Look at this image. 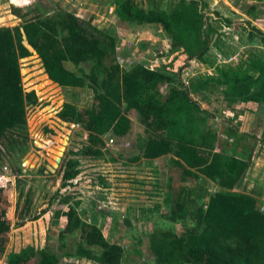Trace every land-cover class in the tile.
I'll return each instance as SVG.
<instances>
[{
    "label": "trees",
    "instance_id": "trees-1",
    "mask_svg": "<svg viewBox=\"0 0 264 264\" xmlns=\"http://www.w3.org/2000/svg\"><path fill=\"white\" fill-rule=\"evenodd\" d=\"M183 2L172 14L140 8L133 0H123L119 9L121 28L159 23L172 33L173 47L186 54L184 65L175 74L144 63L124 69L116 58L117 38L96 25L93 17H80L62 8L54 13L41 11L39 4L31 10L12 5V12L22 22L0 26V161L3 150L15 154L26 149L27 108L36 104L38 97L35 90L26 91L23 87L20 60L30 59L32 51H36L49 75L44 73L47 81L42 87L58 83L65 88L93 90L90 106L66 102L58 112L62 121L79 125L88 133L82 154L102 156L107 136L123 139L129 135L133 126L129 113L135 110L145 135L139 143L140 154L132 161L169 156L170 217L179 221L191 216L193 224L179 233H152L150 249L157 264H264L262 203L256 195L234 189L249 168L254 146L249 150L247 143L242 142H247L251 133L235 126L234 133H227L234 134V141L227 140L219 146L218 135L211 127L213 113L191 95L192 90L201 93L212 81L228 85L226 105L241 108L243 122V118L254 115L253 136L256 138L261 132L259 140L264 141V58L252 52L240 64L226 67L218 78L199 76L184 84L180 76L186 62L202 59L210 41H200L203 16L197 2H189L188 7ZM248 12L256 17L253 9ZM220 19L233 26L231 19ZM247 34L264 42V32L256 26L248 27ZM223 44L219 38V48ZM67 62L76 69H69ZM84 63L90 64L88 70ZM198 126H203L200 133ZM242 150L249 155L243 156ZM78 167V159L69 158L64 163L63 186L79 174ZM211 182L218 186L214 192L209 191ZM0 205L1 255L5 247L3 233H7L6 223L4 228L1 225L6 220L2 189ZM78 206L79 201L71 203L66 196L58 201L57 208V214L65 219L62 236L81 231L83 242L76 256L99 264H124V247L108 240L99 225L82 219ZM86 244L99 246L101 253ZM3 264L63 263L48 249L32 248L29 254L8 255Z\"/></svg>",
    "mask_w": 264,
    "mask_h": 264
},
{
    "label": "rangeland",
    "instance_id": "rangeland-1",
    "mask_svg": "<svg viewBox=\"0 0 264 264\" xmlns=\"http://www.w3.org/2000/svg\"><path fill=\"white\" fill-rule=\"evenodd\" d=\"M122 1L0 0V26H15L22 22L12 12V5L31 10L39 4L41 11L50 13L62 8L80 17H93L96 25L112 33L117 38L116 58L124 69L144 63L167 73H177L186 61V54L178 53L179 48L173 47L172 33L159 23L132 24L127 29L121 28L119 9ZM133 1L140 8L164 10L169 14L183 1L186 7L191 1L197 2L203 16L200 41L209 39L210 48L202 59L193 58L186 62L180 76L184 84L199 76L218 78L226 67L240 64L252 52L264 58V42L247 34V28L252 29L253 26L264 32V0ZM253 5H256L255 9ZM251 9L256 17L248 14ZM220 17L231 19L233 26ZM219 38L224 42L222 49L217 45ZM32 52L30 59L20 60L23 87L26 91L35 90L38 97L37 103L27 108L26 149L15 154L3 150L0 161V189L6 210V220L1 225L4 228L6 223L7 228V233H3L5 247L0 255V264L8 255L29 254L32 248L48 249L60 257L63 264H99L76 256L77 248L83 242L80 229L61 235L65 219L57 214V208L58 201L66 196L71 203L79 201L78 212L82 219L99 225L108 240L124 247V264H157L150 249L152 233H179L193 224L191 216L179 221L170 217L169 156L164 160L141 158L132 161L135 155L140 154L139 143L145 135L135 110L129 113L133 120L129 135L123 139L107 136L102 156L82 154L80 151L88 142V133L79 125L62 121L58 112L66 102L80 107L90 106L93 90L65 88L58 83L42 87L47 81L43 78L46 71L37 52ZM66 66L76 69L71 62ZM83 66L88 70L90 64L84 63ZM175 76L177 82L178 76ZM227 89L228 85L212 81L201 93L192 90L191 95L213 113L211 127L218 135L219 146H224L227 140L234 141V134L228 136L227 133L228 130L234 133L235 126L251 133L247 142H242L247 143L249 150L254 146L249 168L236 190L256 195L264 208V141L259 140L261 132L256 138L253 136L254 115L243 118V122L241 108L226 105L224 94ZM202 130L203 126H198L197 133ZM245 152L242 150L243 156H248ZM69 158L79 160V174L63 186V165ZM217 188L215 183L209 184L210 192ZM86 247L101 253L99 246L86 244Z\"/></svg>",
    "mask_w": 264,
    "mask_h": 264
},
{
    "label": "crops",
    "instance_id": "crops-1",
    "mask_svg": "<svg viewBox=\"0 0 264 264\" xmlns=\"http://www.w3.org/2000/svg\"><path fill=\"white\" fill-rule=\"evenodd\" d=\"M238 184H239V183H237V185L235 186V188H234L235 190H236V188L238 187Z\"/></svg>",
    "mask_w": 264,
    "mask_h": 264
},
{
    "label": "built area",
    "instance_id": "built-area-1",
    "mask_svg": "<svg viewBox=\"0 0 264 264\" xmlns=\"http://www.w3.org/2000/svg\"><path fill=\"white\" fill-rule=\"evenodd\" d=\"M111 140H112V138H111ZM262 210H264V208L262 207Z\"/></svg>",
    "mask_w": 264,
    "mask_h": 264
}]
</instances>
